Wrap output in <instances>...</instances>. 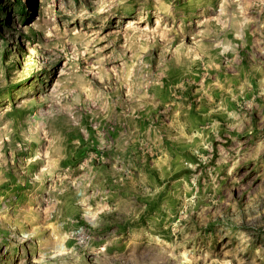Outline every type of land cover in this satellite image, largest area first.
<instances>
[{
	"label": "rangeland",
	"instance_id": "374dc122",
	"mask_svg": "<svg viewBox=\"0 0 264 264\" xmlns=\"http://www.w3.org/2000/svg\"><path fill=\"white\" fill-rule=\"evenodd\" d=\"M0 264H264V0L3 1Z\"/></svg>",
	"mask_w": 264,
	"mask_h": 264
},
{
	"label": "trees",
	"instance_id": "16d2710c",
	"mask_svg": "<svg viewBox=\"0 0 264 264\" xmlns=\"http://www.w3.org/2000/svg\"><path fill=\"white\" fill-rule=\"evenodd\" d=\"M3 1H6V0H0V5L3 3ZM17 2L18 1H21V0H16Z\"/></svg>",
	"mask_w": 264,
	"mask_h": 264
}]
</instances>
